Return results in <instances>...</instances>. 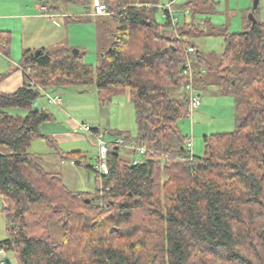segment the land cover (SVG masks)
<instances>
[{
    "label": "trees",
    "instance_id": "1",
    "mask_svg": "<svg viewBox=\"0 0 264 264\" xmlns=\"http://www.w3.org/2000/svg\"><path fill=\"white\" fill-rule=\"evenodd\" d=\"M103 1L108 13L97 17L115 26L105 32L111 45L96 66L66 46L37 55L26 49L18 63L23 84L0 91V196L7 222L0 253H12L16 264H264V24L252 10L255 21L245 30H215L209 17H199L211 0H179L191 19L182 14L174 26L156 19L162 0ZM204 36L222 38L216 63L196 47ZM9 41V32L0 31L5 55ZM187 58L193 90L201 82L217 85L234 101L235 129L204 135L202 156L187 148L190 137L178 124L188 116ZM7 74L0 73V81ZM70 85H94L102 103L127 93L134 110L136 135L108 131V174L87 166L96 174L93 192L69 188L30 151L35 139L55 147L40 131L54 116L38 105L33 110L34 102L44 91ZM180 87L182 95L175 90ZM117 137L143 147V160L123 158ZM59 155L84 157L80 151ZM88 195L93 200L86 203ZM51 222L61 226L58 242L49 238Z\"/></svg>",
    "mask_w": 264,
    "mask_h": 264
},
{
    "label": "rangeland",
    "instance_id": "2",
    "mask_svg": "<svg viewBox=\"0 0 264 264\" xmlns=\"http://www.w3.org/2000/svg\"><path fill=\"white\" fill-rule=\"evenodd\" d=\"M40 5L47 4L54 6V14L50 17L47 12L39 8L37 10H22L21 16H13L9 19L12 30H10L11 41L15 48L13 56L9 58L11 61L16 58L17 63L21 59L20 42L21 32L18 26L24 28L25 38L31 41L33 46L32 52L42 47L46 50H52L60 46L78 49L84 52V62L96 66L99 62L100 55L107 51L111 45V36L106 34L107 29L115 26L113 21H101L95 15H89L91 10L90 0H38ZM162 0L161 2H164ZM186 1V0H182ZM214 4L205 7L207 11L199 17L202 19L205 16L209 17L211 27L215 30L227 28L231 33H238L246 29L248 25V16L251 11H254L255 17L264 24V0H257V5L254 8V0H211ZM42 7V6H41ZM36 9V8H34ZM11 13H17L18 10L12 9ZM25 13L35 16L25 17ZM253 14V13H252ZM177 16L181 20L182 13ZM69 17V18H68ZM186 20L191 19V15L185 16ZM19 18V19H18ZM103 18V17H102ZM72 19V20H71ZM156 19L162 22L163 18L160 12H157ZM55 22V23H54ZM22 24V25H21ZM57 24V25H56ZM209 26H206L208 29ZM9 34V36H10ZM13 37V39H12ZM197 49L203 54L204 59L211 63H216L217 58L223 51L222 38L219 36H204L196 39ZM37 46H34V45ZM10 47V45L8 46ZM17 51V54H16ZM20 55V56H18ZM14 61V60H13ZM10 65V61H8ZM264 70V65L263 68ZM254 71L250 70L249 75H254ZM182 88H176L182 95ZM174 90V91H175ZM64 103L58 107L56 105L47 104V110L54 116H58L62 109L73 111V115H77V110H80L82 115H86V123L90 128L91 124H96L100 130L102 140L108 142L113 139V136L108 131L124 130L136 135L137 128L134 118V110L129 101L128 94H118L113 96L111 102L101 104L97 97L95 87L93 85H70L61 88ZM173 91V92H174ZM176 91V92H177ZM195 93L200 98V109L196 108L192 111L191 116H187L178 122L181 132L192 139L193 147L191 153L195 156L203 155V136L221 132H231L235 129L234 121V101L233 95L224 93L222 87L210 85L207 83H198L194 89ZM46 99V98H45ZM43 102L42 97L39 99ZM69 116V114H68ZM84 119V118H81ZM99 123V124H98ZM105 128H107L105 130ZM80 134H85L83 140H79L77 145L83 150L84 157L81 160L76 159L77 163L65 162L60 165L58 159L50 160L43 157L45 160V168L60 174L63 183L72 189L94 191L96 184V174L88 168V165L94 164V156L97 149L96 139L93 135L83 131H78ZM92 132V131H90ZM50 147L42 140L35 139L32 141L30 151L40 155L49 156ZM121 156L128 160L142 161L143 156L138 150L133 151L131 148L122 147ZM100 187V186H98ZM96 190V189H95ZM88 200L92 201L93 197L88 195ZM3 199L0 196V240L7 237V222L4 214L1 212ZM49 238L54 242L62 239L61 226L57 222H51L49 226ZM0 257L7 258L9 264H16L15 257L12 253H5Z\"/></svg>",
    "mask_w": 264,
    "mask_h": 264
},
{
    "label": "crops",
    "instance_id": "3",
    "mask_svg": "<svg viewBox=\"0 0 264 264\" xmlns=\"http://www.w3.org/2000/svg\"><path fill=\"white\" fill-rule=\"evenodd\" d=\"M39 8L44 9L51 18L56 16V14H54L56 10L55 11L53 10L54 9L53 5L51 7L48 6L47 4L40 5L38 0H0V31H8L10 34L11 33L10 30L14 28L9 22V19H11V17H13L14 15L17 17L21 16L22 10H24L25 12H29V10H37ZM12 9L18 10V12L11 13L10 10ZM88 14L93 15V7H91V10ZM24 15L25 17L35 16V14L32 15L28 13H25ZM22 18L23 17L21 16V19ZM17 28H20L19 33L21 32V42H20L19 54L21 53L22 55L23 50H26V49L32 50L33 46L31 45V41H29L28 38L26 40V38L24 37L25 33L23 32L25 29L22 28L21 26H18ZM6 29H10V30H6ZM10 41H11V34H10ZM9 45L10 47H8L7 49L8 55H5L4 53L0 51V73L8 72L6 77L0 81V91L2 92H10V91L16 90L18 87H20L23 84V69L20 68L17 62H15L17 57H14L12 61L9 59L13 56V52L15 50L12 44H9ZM34 46H37V45L35 44ZM41 48L42 47H39V49ZM16 54H17V51H16ZM8 61H10V65L8 64ZM54 92L61 93L62 91H61V88H57L55 90L54 89L50 91L47 90L45 93L49 94V93H54ZM45 93H44V96H42L43 102L40 103V101L38 100L37 105L40 106L41 108L47 109V104H46L47 99H45L46 98ZM111 100L112 99L104 103L111 102ZM100 103L104 104L102 102ZM198 109H200V107ZM76 110H77V115H73L72 110L66 111L62 109L57 117L54 116L53 114L54 118L52 120L44 122L40 125L41 133L49 136L55 144L54 148H49L50 149L49 153L52 155H49V156H45L44 154L42 155L43 157H47L46 159H48V161L58 159L60 162V165L68 161L70 163H77L78 161L61 159L59 154L80 151L84 155L85 151H83L77 144L81 142L79 140H83L85 138V134H82V133L80 134L78 131L85 132L86 130L82 129L81 125L86 124V123L90 124V123L88 122V120L85 119L87 114H84L83 116L82 113L84 112H80V110H78L77 108ZM81 118H84V119H81ZM91 125L93 126V128H98V130H100V128L96 124L95 125L91 124ZM106 129L107 128H105V130ZM86 133H88L89 135H93L95 139L97 135L100 136V132L98 134H95L93 131L92 132L86 131ZM192 147H193V143H192ZM2 255H4V253H2Z\"/></svg>",
    "mask_w": 264,
    "mask_h": 264
},
{
    "label": "built area",
    "instance_id": "4",
    "mask_svg": "<svg viewBox=\"0 0 264 264\" xmlns=\"http://www.w3.org/2000/svg\"><path fill=\"white\" fill-rule=\"evenodd\" d=\"M179 0H165L162 4H160L158 7L160 9V13L162 15L163 20H166L169 22L170 25H175L179 19L177 16L178 13L184 14V16H187L190 14V12L187 9H180L177 5ZM92 7H93V15L100 16L107 14V7L103 0H92ZM187 51L189 53H194L195 49L191 46L188 47ZM183 74L187 75L188 83L186 85V90L189 93L188 96V103H187V110H188V116H191V113L194 109L198 108L200 106V98L195 93L192 87V69H191V60L190 58H187V60L184 63V70ZM32 84V83H31ZM45 93V91H44ZM47 103L49 105H56L61 106L64 103L63 96L61 93L54 92V93H45ZM81 128L86 131H92V128H90L87 124H82ZM114 144L122 147H128L131 149L138 150V152L141 155L145 154V149L143 147H135L132 143H125L123 138L117 137L114 139ZM110 142H106L99 138L97 136V149H96V155L94 156V164L93 168L94 170L101 174L106 175L108 174L109 167L107 162V153L109 150ZM187 148H192V139L189 138L187 142ZM137 160H133V164H135ZM1 259V258H0ZM3 261L0 260V264H2Z\"/></svg>",
    "mask_w": 264,
    "mask_h": 264
},
{
    "label": "water",
    "instance_id": "5",
    "mask_svg": "<svg viewBox=\"0 0 264 264\" xmlns=\"http://www.w3.org/2000/svg\"><path fill=\"white\" fill-rule=\"evenodd\" d=\"M256 5H257V0H254V5H253L254 8L256 7ZM248 18H249L248 20H250L252 23H254L255 18H254L252 13L249 14ZM78 51H79L78 49H72V53H74V54H77ZM38 52H39V50H35L34 54L37 55ZM33 105H34L33 110H37V108H38L37 101H35ZM89 201L90 200H88V199L85 200L86 203H88ZM5 263L9 264V260L7 258L5 259Z\"/></svg>",
    "mask_w": 264,
    "mask_h": 264
}]
</instances>
